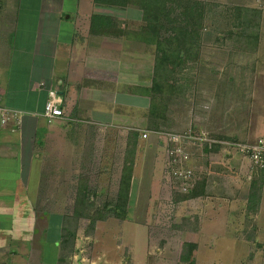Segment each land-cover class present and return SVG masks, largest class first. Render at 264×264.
Wrapping results in <instances>:
<instances>
[{
    "label": "crops",
    "instance_id": "obj_1",
    "mask_svg": "<svg viewBox=\"0 0 264 264\" xmlns=\"http://www.w3.org/2000/svg\"><path fill=\"white\" fill-rule=\"evenodd\" d=\"M144 26L141 9L132 0L122 5L97 0H0V108L25 113L20 125L2 124L0 113V264H98L97 259L108 258L107 253L95 258L93 250L95 230L103 221L86 234L85 220L77 225L71 217L83 173L92 175L90 187L103 193L117 190L114 175L117 168L121 173L129 131H139L140 137L128 219L140 172L141 204L147 161L152 158L153 168L160 166V158L147 148L153 147L151 135L141 137L153 132L147 127V113L155 62V48L147 42ZM50 90L62 97L64 112L63 118L51 123L43 117ZM154 139L157 146H166L164 139L157 135ZM228 153L219 152L226 159L231 157ZM209 156L217 161L216 154ZM239 169L244 177L245 167H235ZM252 180L263 183L264 199V171L255 168L250 173L241 203L246 217L256 218L260 204L247 216ZM197 199L201 197L193 200ZM224 203L220 198L218 206L223 208ZM241 205L229 212L239 213ZM73 220L74 225L66 226L75 232V240L67 246L64 225ZM199 231H187V242L195 245L190 253L195 264L203 263L204 252L195 238ZM148 242L144 257L155 256L153 263L163 264V251ZM128 250L119 251L113 264H141L136 256L129 257ZM137 257L141 259V253Z\"/></svg>",
    "mask_w": 264,
    "mask_h": 264
},
{
    "label": "rangeland",
    "instance_id": "obj_2",
    "mask_svg": "<svg viewBox=\"0 0 264 264\" xmlns=\"http://www.w3.org/2000/svg\"><path fill=\"white\" fill-rule=\"evenodd\" d=\"M203 1L207 5V15L201 60L194 65V83L187 98L185 101L178 100L171 107L169 131L178 134L199 132L222 142L246 143L264 138V0ZM233 6L262 9L260 43L255 51H238L231 40L224 38L231 28L228 9ZM218 37L225 45L217 43ZM150 135L149 145L153 147L147 148L152 156L157 154L156 158H160V166L153 168L152 158L147 161L140 205L137 200L143 173H138L130 219L113 214L99 223L93 239L94 256L99 258L102 253H107L108 258L97 259L98 264H105L106 260L113 264L120 258L117 253H125L127 249L129 257L136 256V261L137 258L142 260L141 264H154L155 256L147 258L143 254L149 240L151 248L163 251V264H181L182 248L189 233L177 226L186 216L191 217V225L200 229L194 234L204 252L202 264H264V199H260L262 211L256 218L246 217L245 208L241 205L248 190V176L255 172V168L260 169L239 151L230 150L224 144L220 149L230 152L231 157L223 158L217 152V161L211 160L210 156L203 154L202 148L197 147L192 151V167L201 179L208 180V187L206 184L201 199L178 201L179 196L171 181L162 179L166 146H157L155 135ZM236 166L245 167L247 173L244 177L240 169L235 170ZM118 169L114 175L117 183L120 178ZM115 190L106 194L95 191L97 205L106 200L105 196L111 199ZM220 198L225 199L223 208L218 206ZM147 199L149 202L146 205ZM237 205L242 207L239 213L229 212L234 211ZM83 225L84 232L91 234L88 220ZM256 240H260L261 244H255ZM140 253L141 259L137 257Z\"/></svg>",
    "mask_w": 264,
    "mask_h": 264
},
{
    "label": "trees",
    "instance_id": "obj_3",
    "mask_svg": "<svg viewBox=\"0 0 264 264\" xmlns=\"http://www.w3.org/2000/svg\"><path fill=\"white\" fill-rule=\"evenodd\" d=\"M106 4L122 5L129 0H97ZM141 9L142 20L145 23L143 31L147 36V42L155 48L154 75L148 96L151 106L147 113V127L151 131L165 130L170 127V110L177 101H185L187 94L192 89L195 72L194 65L201 60V50L204 48L202 38L205 30L207 5L203 0H132ZM231 19V28L226 33L227 40H231L232 46L238 51H255L260 43V29L263 12L261 8L233 6L228 9ZM225 45L220 37L217 43ZM198 134V133H197ZM140 132L129 131L120 178L117 190L112 198L105 196L106 200L97 205L96 192L102 194V189L92 188L88 185L90 173L80 175V185L76 189L75 214L71 217L80 224V219L88 220V228L94 231L98 221H105L111 215L116 214L128 217L129 199L137 155ZM220 146H205L203 154L207 157L220 152ZM198 151V150H197ZM203 155V156H204ZM208 180H201L188 196L179 197L178 201H187L200 197L204 193V187ZM201 188V189H200ZM263 183L252 180L248 195L247 216L257 212ZM106 194V193H105ZM108 194V193H107ZM189 216L182 218L177 228L184 231H194L198 227L190 224ZM73 220V221H74ZM66 224L74 225V222L65 223L64 234L67 235L68 246L75 240V232L68 231ZM193 243L186 242L181 253V264H195L190 259Z\"/></svg>",
    "mask_w": 264,
    "mask_h": 264
},
{
    "label": "built area",
    "instance_id": "obj_4",
    "mask_svg": "<svg viewBox=\"0 0 264 264\" xmlns=\"http://www.w3.org/2000/svg\"><path fill=\"white\" fill-rule=\"evenodd\" d=\"M63 99L53 90L49 91V98L45 104L43 117L49 122L64 117L62 110ZM1 122L6 124L14 121L17 125L22 122L24 112L0 108ZM150 134H155L166 142V161L164 166V178L171 181L177 196H188L193 192L194 186L202 179L197 175L196 170L192 167V151L206 145L210 148L213 146L226 145L228 149L239 151L243 157L248 159L252 164L264 171V138H259L254 142H222L212 137L195 134L189 131L184 134L173 133L165 130L144 132L141 137L147 139ZM166 175V176H165Z\"/></svg>",
    "mask_w": 264,
    "mask_h": 264
},
{
    "label": "water",
    "instance_id": "obj_5",
    "mask_svg": "<svg viewBox=\"0 0 264 264\" xmlns=\"http://www.w3.org/2000/svg\"><path fill=\"white\" fill-rule=\"evenodd\" d=\"M226 155H228L229 153L225 152Z\"/></svg>",
    "mask_w": 264,
    "mask_h": 264
}]
</instances>
